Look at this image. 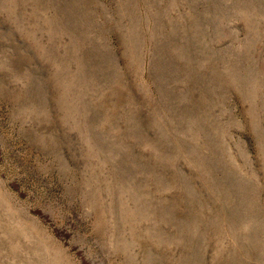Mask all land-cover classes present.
Segmentation results:
<instances>
[{
    "label": "rangeland",
    "instance_id": "1",
    "mask_svg": "<svg viewBox=\"0 0 264 264\" xmlns=\"http://www.w3.org/2000/svg\"><path fill=\"white\" fill-rule=\"evenodd\" d=\"M0 264H264V0H0Z\"/></svg>",
    "mask_w": 264,
    "mask_h": 264
}]
</instances>
